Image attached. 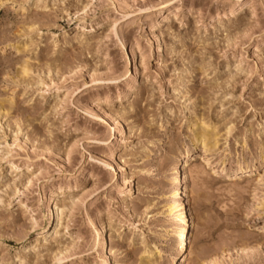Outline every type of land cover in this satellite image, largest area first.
Listing matches in <instances>:
<instances>
[{
	"label": "rangeland",
	"instance_id": "374dc122",
	"mask_svg": "<svg viewBox=\"0 0 264 264\" xmlns=\"http://www.w3.org/2000/svg\"><path fill=\"white\" fill-rule=\"evenodd\" d=\"M106 256L264 264V0H0V264Z\"/></svg>",
	"mask_w": 264,
	"mask_h": 264
},
{
	"label": "bare ground",
	"instance_id": "6f19581e",
	"mask_svg": "<svg viewBox=\"0 0 264 264\" xmlns=\"http://www.w3.org/2000/svg\"><path fill=\"white\" fill-rule=\"evenodd\" d=\"M245 5H249V4L238 2L236 6H233L231 8L230 13L233 14L234 12L242 10ZM136 52L137 51L134 48H130V56L132 57V63L130 66L131 76L136 75L139 72V70L143 68L142 59L136 55ZM129 84L132 85L133 84L132 81L129 82ZM185 157L186 158L188 157V153L185 154ZM185 157H183L182 159H179L178 157L176 159V164H174L175 167L172 169L170 173V176H169L170 187L167 193L168 207L166 209L169 216L176 217L181 223L180 228H178L176 232L177 237L179 238V244L176 250V255L180 256V258L185 253L187 243H188L187 239L191 233L192 226H193L191 222L190 214L186 211L185 203H184V200L188 197V191L186 190V187L184 186V183L186 182L185 180L187 178L186 175L184 174L185 166L187 163V160H183ZM125 182L130 183L131 178H126ZM68 202H69L68 205H64V204H59L57 201H55L51 205V209H52L51 218H53L52 225H53L54 232H56L58 228L61 227L63 213L66 210L68 211L72 207V205H74V199H70V201ZM93 242L95 246H98V247L103 246L104 244L103 226H99L95 236L93 237ZM105 264H109V258L107 256L105 257Z\"/></svg>",
	"mask_w": 264,
	"mask_h": 264
}]
</instances>
